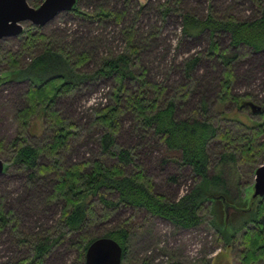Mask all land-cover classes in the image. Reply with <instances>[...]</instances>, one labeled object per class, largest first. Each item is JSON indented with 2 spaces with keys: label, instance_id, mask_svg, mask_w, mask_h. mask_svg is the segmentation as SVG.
Segmentation results:
<instances>
[{
  "label": "trees",
  "instance_id": "1",
  "mask_svg": "<svg viewBox=\"0 0 264 264\" xmlns=\"http://www.w3.org/2000/svg\"><path fill=\"white\" fill-rule=\"evenodd\" d=\"M77 5L70 11L86 20L121 22L126 16L124 10L99 7L88 12ZM256 6L253 14L246 17L218 13L212 3L208 4L204 15L192 11L180 14L182 36L192 38L207 32L206 53L221 65L214 95L219 102L216 110L211 112L209 109L211 96L201 95L186 116L179 115V110L190 96L192 80L196 81L193 73L198 56L184 63L186 83L167 96L166 87L150 81L146 77L147 70L139 65L142 48L135 38L133 21L123 32L124 50L100 57L91 70L84 66L92 51L76 52L57 45L38 32L37 27L23 29L19 52L4 54L8 67L0 72V83L26 81V106L16 113L19 127L16 135L6 145L0 140V151L3 148V152L8 151L10 162L26 172L29 184L44 181L42 178L52 175L51 190L45 197L48 201H61L62 207L50 235L39 236L31 242L26 258L6 264H41L55 244L75 233L78 238L71 244L78 252L76 264H85L87 246L100 236L111 237L121 245L123 261L131 229L120 225L95 236L86 231L90 225L107 219L120 205L144 210L150 217L165 219L183 229L196 227L204 217H209V225L225 248L236 243L241 245V250L236 252L241 264L264 261V196L253 195L252 183L242 194L240 190L233 193L230 189L232 179L228 181L225 175L226 167L238 168L244 164L251 167L254 176L264 153V99L260 100L259 109L251 110L250 101L232 92L238 57H243L248 50L250 53L264 50V3L256 1ZM169 11L164 8L162 14L167 15ZM222 33L228 35V45L223 48L218 41ZM21 53L27 54L28 62L21 64ZM107 80L112 82L109 99L95 111L93 118L99 131V156L89 162L65 164L64 150L77 135V129L60 113L57 102L78 86ZM228 103H233L238 113L249 109L260 120L229 117L225 112ZM125 115L135 133L141 137L149 136L165 147L170 153L167 160L191 168L197 183L178 199L170 200L155 192L154 183L135 160L134 147L116 142ZM33 118L41 123L37 134L32 133L34 127L30 123ZM27 133L40 140L29 141ZM212 145L217 146L218 160L216 171L211 174L209 150ZM42 157L47 159L46 163H41ZM105 159L114 162L108 163ZM6 168L4 164V170ZM10 223L16 227L17 219L12 212L4 211L0 202V231ZM140 264L150 263L142 260Z\"/></svg>",
  "mask_w": 264,
  "mask_h": 264
},
{
  "label": "rangeland",
  "instance_id": "2",
  "mask_svg": "<svg viewBox=\"0 0 264 264\" xmlns=\"http://www.w3.org/2000/svg\"><path fill=\"white\" fill-rule=\"evenodd\" d=\"M27 1L35 6L42 0ZM256 1L264 3V0H78L77 6L82 11L94 12L99 7H110L124 10L126 16L121 22L108 20L100 23L82 19L72 11H61L43 26L24 22L23 29L37 27L38 32L48 36L57 45L69 47L76 52L92 51L84 66V69L91 70L100 57L124 50L123 32L126 25L133 21L135 38L142 48L139 65L147 70L146 77L150 81L166 87L167 96L174 94L178 86L186 83L184 63L189 58L198 56L199 61L194 67V76L192 75L196 81L193 79L191 82V86L196 87L193 92V86L191 87L190 96L183 102V109L179 110V115L186 116L188 109L199 101L201 95L207 98L211 96L209 109L211 112L216 110L219 102L214 95L221 65L215 57L206 53L207 32L192 38L182 36L180 14L182 11H192L204 15L208 4L212 3L218 13L246 17L257 8ZM164 8L170 9L167 15L162 14ZM218 41L221 48L226 47L228 35L219 34ZM21 42L20 35L0 40V72L8 67L5 52H19ZM246 53L243 57H238L235 64L232 92L259 105L260 100L264 99V50L257 53H250L248 50ZM19 56L21 64L29 61L27 54L21 53ZM27 87L28 83L24 80L0 83V140L5 145L18 131L15 117L18 110L26 106ZM111 87L110 80L90 82L66 93L57 102L60 113L73 122L77 129V135L64 150L65 164L89 162L99 156V131L93 124V118L95 111L108 101ZM225 112L229 117L236 116L243 121L260 120L249 109L238 113L233 103L227 104ZM223 122L221 120L222 124ZM30 124L34 127L32 133L40 132L41 123L36 118ZM131 125L129 117L123 116L116 142L125 147H134L135 160L143 166L146 175L154 183L155 192L176 200L197 183L190 167L179 166L174 160H167L170 153L160 142L149 136L141 137L133 131ZM26 135L31 142L39 139L28 133ZM3 149L0 151V158L7 168L0 173V202L4 211L14 214L17 224L14 227L10 223L0 231V264L26 258L30 253V243L53 231L62 207L61 201H48L45 197L51 190L52 175L42 178L44 181L29 184L26 172L10 162V154L8 151L3 152ZM209 151V173L212 174L216 171L218 160L217 146L212 145ZM106 160L108 163L114 162L113 159ZM40 161L46 163L47 159L42 157ZM226 168L227 180L232 179L230 189L233 193L240 190L242 194L244 188L253 182L251 167L242 164L238 168ZM111 197L114 198L115 194H111ZM208 218L204 217V221L196 227L183 229L173 226L165 219L150 217L144 210L120 205L107 219L97 221L86 231L95 236L120 225L131 229L123 264H140L142 260H147L150 264H241L240 255L236 254L241 250V245L236 243L233 247L225 248L217 240ZM76 238L78 234H68L50 249L41 264H76L78 252L71 244ZM253 264H264V261Z\"/></svg>",
  "mask_w": 264,
  "mask_h": 264
},
{
  "label": "water",
  "instance_id": "3",
  "mask_svg": "<svg viewBox=\"0 0 264 264\" xmlns=\"http://www.w3.org/2000/svg\"><path fill=\"white\" fill-rule=\"evenodd\" d=\"M76 4L77 0H42L32 6L27 0H0V40L20 35L24 22L43 26L59 12H68ZM250 106L251 110L259 109L253 103ZM3 171L4 163L0 158V173ZM252 191L254 196H264V153L260 165L254 170ZM85 264H122V247L111 237H97L86 248Z\"/></svg>",
  "mask_w": 264,
  "mask_h": 264
}]
</instances>
